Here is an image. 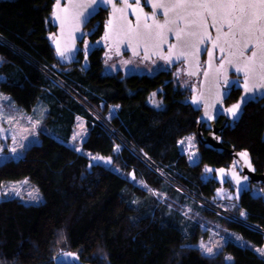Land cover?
I'll use <instances>...</instances> for the list:
<instances>
[{"label":"trees","instance_id":"obj_1","mask_svg":"<svg viewBox=\"0 0 264 264\" xmlns=\"http://www.w3.org/2000/svg\"><path fill=\"white\" fill-rule=\"evenodd\" d=\"M53 4L0 0V89L23 111L43 102V124L52 131L40 128L38 142L0 163V185L25 177L46 197L39 203L15 195L0 199V264H52L66 250L90 264H264V254L233 243L205 253L196 245L204 236L199 224L153 192L167 188L251 244L263 245L262 231L216 216L153 168H162L190 192L223 200L216 195L219 179L206 175L205 168L227 167L229 152L198 142L199 159L192 164L179 150L182 136L196 134L200 108L192 104V92L177 86L171 69L108 73L102 48L86 42L75 61L62 64L51 38ZM100 34L101 28L91 41ZM52 71L59 80L50 78ZM154 92L163 106L150 104ZM111 104H118L112 116ZM89 108L109 122L98 121ZM75 113L87 120L80 151L68 143ZM240 117L224 128L223 145L247 152L253 168L264 172V108L250 102ZM224 184L238 189L227 177ZM251 186L238 189L232 209L264 229V195L252 193ZM230 249L232 260L226 259Z\"/></svg>","mask_w":264,"mask_h":264},{"label":"water","instance_id":"obj_2","mask_svg":"<svg viewBox=\"0 0 264 264\" xmlns=\"http://www.w3.org/2000/svg\"><path fill=\"white\" fill-rule=\"evenodd\" d=\"M89 4H91V0H60L59 6L57 7V0H54L51 23L55 29L54 33H52L51 38L53 49L55 51V58L58 59L62 64L68 65L75 61L81 43L83 42V44H85V35L86 33H89L86 29V25L90 22L91 18L95 16L100 8L107 9L109 17L107 24L105 23V26L103 27L101 37L107 38L108 33L112 36L111 39L113 40V42H115L117 46H121V48L116 51L118 55H120L125 50L131 52L132 55H134V53L137 54L141 50H148L152 52V54H150V56L148 57H156L158 56L156 55V53L164 49V45L166 42L161 43L160 38L155 35L157 31H161L160 29H157L155 27V22H157L155 21L150 29L152 32V37L149 40L139 42L138 47H140L141 49H133L131 51V47L137 46L138 41L128 40L126 33L128 32L129 27L139 32L141 30H143V32H147V30H144L145 25H147L146 20L152 19V14L148 15L145 11H142L139 8L137 10V6L135 5H131V7L125 8L123 2L116 3V8L125 9V11H113L112 5H93L92 8L85 7ZM93 9L95 10L93 11ZM159 12L163 15V10H160ZM79 13H84L85 15H87V21L85 23L77 24L76 17ZM130 14L136 17L137 21L134 25H131L129 22H127V18ZM182 14L187 17L186 13ZM169 17L174 20L175 23L167 25L162 30L164 38H166V41L173 38V43L174 45H176V47L173 48L175 54L179 55L181 51L186 52L185 56H180L179 60L185 59V62L189 64V73H197V70L199 68L195 62L196 59L193 58L192 60L189 59L188 61H186V55H189V53H195L197 51V47L200 49H204L203 46L200 47V45L202 44H198L197 42L201 37L207 36V28L201 27L197 29L194 25L188 26L187 20L191 18L188 17L185 20L181 21L177 17L175 12H170ZM164 19L165 17L163 16V19H161L159 22L163 23ZM110 21L111 23H109ZM138 23L139 29H137ZM177 26L179 28H184L186 32L196 31L197 34L195 36L185 37L186 39L192 41L193 44H196V47H191L187 50L181 48L175 35ZM77 28L79 30H77ZM168 28H172L173 31L169 32ZM213 42L214 41L211 42V45L207 51L208 54L205 62L206 65L201 74L202 76L199 83V91L197 93L195 92L191 94L192 104L200 108L199 115L196 118V140L202 146L207 147L212 151L229 152L231 157L230 163L227 165V167L221 168V171L227 174L228 181L238 189L250 188L251 185L264 186V172H257L253 168V163L249 155H247V158H242L240 154L244 153V151L238 149L236 150L233 146L225 148V146L223 145L224 141L221 139V134L224 128L227 125H232L241 118L240 116L242 115L248 102L242 105L240 115L235 120H233L231 115L225 111L227 108H230L240 100L241 96L244 94L242 87V92L239 94V97L235 100V102H232L227 106L220 107V103L224 99L221 98V86L219 85L218 80L220 75V68L222 67V65H218L215 62V49L213 48ZM122 46L125 48L123 49ZM58 49L60 52L64 53V56H60L58 54ZM209 53H211V55H209ZM228 59H232L234 62H236V57L231 56V58ZM224 61L225 63H227V60ZM227 65L228 68H231V65H229L228 63ZM259 71L260 69L257 63L256 73H259ZM205 73H207V75H205ZM255 82H261L258 75L256 76ZM258 99H260V97H257L256 99L250 101L256 102ZM194 100L198 103H194ZM205 112H207L208 115H205ZM209 116L212 118L209 119ZM219 117L224 118L220 125L217 124ZM203 129L207 130V132L204 133ZM244 177H247V180H245ZM237 180L240 181L239 184L237 183ZM52 261V264H90L89 262L82 260L80 256L73 250H66L57 254L52 258Z\"/></svg>","mask_w":264,"mask_h":264},{"label":"snow or ice","instance_id":"obj_3","mask_svg":"<svg viewBox=\"0 0 264 264\" xmlns=\"http://www.w3.org/2000/svg\"><path fill=\"white\" fill-rule=\"evenodd\" d=\"M119 2L120 0H115V2L114 0H91V4L85 7L92 8L93 5H112L113 11H125V9L116 8V3ZM133 2L138 6L141 4V0H133ZM144 2L145 4L150 3L152 5L153 16L157 15V10H163V16L165 17L163 23L159 21L155 22V27L161 30L155 33V35L160 38L161 43L166 42L162 30L167 25L175 23V21L169 17L170 12H175L181 21L190 17L191 19L187 20L188 26L194 25L197 29L210 26L215 29L217 36L213 42V48L219 47L221 53H225V49L219 45V41L222 39V25L220 21H224L228 24L230 30L229 35H231L234 40V43H229L228 47L232 49L234 46H237V50L226 53L228 56L236 57V62L232 59H228L227 63L233 65L235 71L243 74L245 77L242 85L244 94L236 104L225 110L231 115L233 120L239 117L244 103L254 100L257 97L264 98V0H144ZM59 3L60 0H57V7ZM123 3L125 8L131 7L129 0H123ZM94 10L95 9H93V11ZM182 13H186L187 17ZM232 19L235 20V27H233ZM76 20L77 24L85 23L87 21V15L79 13ZM209 21L211 22L210 25ZM109 23H111V21ZM151 27L152 26L145 25V28L149 29L147 32H139L129 27L126 36L129 41L137 40V46H139L140 41H146L152 37ZM137 29H139V23L137 24ZM77 30L79 29L77 28ZM168 31L172 32L173 29L168 28ZM237 32L240 34V40H235ZM256 33H259V35L257 36ZM196 34V31L186 32L184 28H179L178 26L175 30L176 39L184 50L196 47V44H193L192 41L185 38L187 36H195ZM205 39H211V36L207 35L201 37L197 43L204 44ZM85 47L87 48L89 46L86 45ZM175 47L176 45H172V48ZM203 51L208 50L207 48L200 49L197 47L198 54ZM245 51L250 52L251 55L246 56ZM58 54L64 56V53L60 52L59 49ZM185 54V51H181L176 58L179 59L180 56H184ZM209 55H211V53H209ZM240 57H244V59L240 60ZM161 58L170 61L171 49L169 57ZM257 63L260 69L259 73H256ZM205 75H207V73H205ZM257 75L261 81L260 83L255 82ZM222 76L225 88L221 98H225L228 96L230 89L240 87L241 85L239 78L229 80L226 74H222ZM194 103L198 102L194 100ZM205 115H208V113L205 112ZM211 118L212 117L209 116V119ZM73 139H75V137H73ZM188 139L190 140L191 138ZM181 143H183V141H181ZM12 152L15 153L16 149H12ZM240 155L242 158H247L248 154L244 152ZM189 159H192V157H189ZM206 171H211V169H206ZM244 179L247 180V177H244ZM237 183L239 184L240 181L237 180ZM241 215H244V213H241ZM200 247L204 248V245L201 244ZM206 252L211 254L212 249L207 248Z\"/></svg>","mask_w":264,"mask_h":264},{"label":"rangeland","instance_id":"obj_4","mask_svg":"<svg viewBox=\"0 0 264 264\" xmlns=\"http://www.w3.org/2000/svg\"><path fill=\"white\" fill-rule=\"evenodd\" d=\"M105 69L107 71H115L116 69H121L125 74L130 73V72H149L153 73L156 72L159 69H168L169 65H166L163 61L156 59L155 61L152 62H144L141 59L138 60H130V59H118V58H108L105 57ZM184 66L183 65H178L176 68L172 69V76L174 82L177 84L178 87H181L185 89L188 92H194L195 87V79L193 77H189L185 74L184 72ZM197 84V83H196ZM152 95L153 98H156V93L154 92ZM160 99V98H158ZM162 103V102H160ZM8 113V114H7ZM28 113V112H26ZM0 115L3 117V119H0V163L3 162L9 155H14L15 157L23 154L24 150L28 147L30 142L36 137V133L38 136V131L40 127L36 125V123H33L30 119L24 118L23 114L19 113L17 110H8V111H0ZM78 132H75L74 136L75 139H73V149L76 150L75 148V143H77L78 137ZM191 139H188V142H185V145L188 149L189 154L191 153L190 157L192 159H189L190 163H193L194 160V153L195 152V147L198 141L196 140V135L190 137ZM78 146V144H77ZM12 149H16V152L13 153ZM211 171H207V175H213L215 174V177H217L220 182L225 178L224 175L227 176V174L222 173L221 170L216 169L213 170L212 168ZM214 171V172H213ZM223 189V188H222ZM225 190V189H224ZM219 191L217 195L220 196L223 200H214L215 202H219L222 208L225 209L227 212H232L233 214L241 215L238 213H235L233 211V204H232V199L233 195L232 194H226L225 191ZM251 192L255 194H263L264 195V186L260 185H252L251 186ZM17 196L20 199H22L25 202H34V203H39V202H44L46 201V197L38 191L36 187L31 185L25 177H21L19 179L15 180H10L6 183H3L0 185V199L7 197V196ZM235 196V195H234ZM213 212V211H212ZM224 212V211H223ZM216 216L219 215V213L213 212ZM244 216V215H241ZM222 217V216H221ZM252 228L256 230H260L259 226L252 225ZM264 234V231H262ZM214 238L213 241V246L216 247L219 245L220 241H223L224 239L221 238L220 235L217 233H213ZM216 237V238H215ZM229 243H233L235 245H238L234 241H227ZM211 245H209L210 247ZM239 246V245H238ZM242 248L246 246H241ZM249 248V247H248ZM253 249L255 253H261L262 255L264 254V244L262 247ZM228 256L234 258V253L233 250H228L227 251ZM226 253V254H227Z\"/></svg>","mask_w":264,"mask_h":264},{"label":"flooded vegetation","instance_id":"obj_5","mask_svg":"<svg viewBox=\"0 0 264 264\" xmlns=\"http://www.w3.org/2000/svg\"><path fill=\"white\" fill-rule=\"evenodd\" d=\"M122 2H123V0H120V3H122ZM129 3L131 5L137 6V10L139 8L140 10L145 11L146 14H148V15L152 14L153 10H152L151 4L150 3L145 4L144 0H141V4L139 6L136 5L133 2V0H129ZM159 11L160 10H157V15L153 16V18H152L153 21H152V19L146 20L147 25L152 26L155 21H160L161 19H163V15ZM108 20H109L108 10L104 9V8H100L98 10V12L95 14V16L92 17L90 22H89V28H88L89 33H86V35H85L86 36V44H89V46L90 45H97V47H101L103 52H104V57H108V58H118V59L126 58V59H130V60L141 59V63H142V61L152 62V61H155L156 59H159V60L163 61L166 65H169L168 69H171V70L176 68L178 65H183L184 69H185L184 70L185 74L187 76L193 77L195 79L194 86H196V87H195V90L193 93H195V92L197 93L199 91V83H200L201 76H202L201 74H202V72L205 68V65H206L205 62H206V58H207V54H208L207 51H203L199 54L196 51L195 53H189V55H186L187 56L186 61H188L189 59L192 60L193 58L196 59L195 62L199 68L197 70V73H193V72L189 73L188 72V65L189 64H187V62H185V59L179 60L176 58L177 54H175V52L172 48V45H174L173 38L168 39V41H166V43L164 45V49L157 52L156 55H158V56H156V57H153V56L148 57V56H150V54H152V52L148 51V50H145V51L141 50L137 54H134V55H132L131 52L125 50L120 55H118L116 53V51H118L119 48H121V46L120 45L117 46V44L115 42H113V40L111 39L112 36L108 33L107 38L101 37L103 27L105 26V23L107 24ZM136 21H137L136 17L132 14H130L127 18V22H130L131 25H134L136 23ZM210 23L211 22L209 21V25H210ZM220 24L222 25V39L219 41V45L225 49V53H221L219 50V47L215 48L214 52H215V62L218 65H223L220 68V72H219L220 75H219V79H218L219 85L221 86V93L223 94L224 88H225L222 74H226L227 78L229 80H235V79L239 78L240 85H241L240 87H235V88L230 89L228 96L225 97L220 103V107H224V106H227L228 104H230L232 102H235V100L239 97V94L242 92V85H243L245 77L243 74L237 73L235 71V67L233 65H231V68H228L227 63H225V61H224V60H228V58H231V56L226 55V53L231 52V51H236L237 46H234L232 49H229L228 44L234 43L233 37L231 35H229L230 30H229L228 24L225 23L224 21H220ZM232 24H233V27H235V20L234 19H232ZM100 25H101V27H100ZM99 28H101L100 37L91 41V39L94 38L95 33L97 32V30ZM144 30L148 31L149 29L145 28ZM140 32H143V30H141ZM206 33H207V35L209 34L211 36V39H205L204 44L200 45V47L203 46L204 48H207V50H208V48L211 45V42L215 41V39H216L215 37L217 36V33H216L215 29L211 28L210 26L207 27ZM256 35L258 36L259 33H256ZM240 39H241L240 34H239V32H237L235 40H240ZM81 45H83V42L81 43ZM124 48L125 47H123V49ZM133 49L139 50L141 48L138 46H134V47H131V51ZM170 49H171L170 61L166 60V59H162L161 57H169L170 56ZM250 54H251L250 52L245 51L246 56L250 55ZM145 57H147V58H145ZM243 59H244V57H240V60H243ZM250 102L255 103V104L258 103L261 107L264 108V98H260L256 102L255 101H249L248 103H250ZM223 119H224L223 117H219L217 124L220 125L222 123ZM224 174H226V173H224Z\"/></svg>","mask_w":264,"mask_h":264},{"label":"crops","instance_id":"obj_6","mask_svg":"<svg viewBox=\"0 0 264 264\" xmlns=\"http://www.w3.org/2000/svg\"><path fill=\"white\" fill-rule=\"evenodd\" d=\"M0 62H1V58H0ZM104 70L106 72L110 73V72H115L118 69H116L115 71H107L105 69V64H104ZM119 70H121V69H119ZM130 73H132V72H130ZM136 73H143V72H136ZM0 79H1V76H0ZM152 95H153V93L148 98L150 104L154 105L157 108L163 106L162 99H158L157 96H156V98H153ZM160 102H162V103H160ZM117 107H118V104H111L108 108V111H107L108 114L111 116L114 115L115 111L117 110ZM8 110L19 111V113L23 114L24 118L29 119V121L31 119V121L33 123H36V125H38L41 129H44L47 132L52 133V131L50 129H47L45 127V125L43 124V118H44V115L46 112V108L44 107L43 102H37L36 104H34V106L29 111H23L22 109H20V107L17 106V104L14 103L13 99L10 97V95L8 93H6L0 89V111L5 112ZM26 112H28V113H26ZM0 119H3V117L1 115H0ZM86 122H87V120L83 114H81V113H75L74 114V124H73L72 131L70 132V136L68 138V143L71 146H73V136H74L75 132H78L80 137H78L77 143H75V148H76V150L78 149L77 151L81 150V143L87 135V126H86L87 123ZM35 136L36 137H34V139L30 142L29 145H31L32 143L38 142L37 133ZM192 136L193 135L186 134V135L182 136L181 139L178 140L179 150L181 152L183 151V152L188 153V161H189V157H190L191 153L189 154L188 149L185 145V142H188V138H190ZM181 141H183V143H181ZM77 144H78V146H77ZM118 150H119V148L116 147L115 151H118ZM193 153H194L193 157L195 160L194 162H196L199 159L198 143L196 144L195 152H193ZM20 155H18V156H20ZM9 156H12V155H9ZM12 157H15V156L13 155ZM102 160L105 161L106 163H110L111 157H104V158H102ZM194 162L192 164H194ZM208 168H211V167H206L205 171ZM206 175H207V173H206ZM213 175H215V174H213ZM224 177L225 178L220 182L221 185L217 189L216 195L218 194L219 191H221V190L223 191L225 189L224 191L226 192V194H232L233 195V198H231L232 199L231 201L233 204L235 197L238 195L237 192L239 190L227 188L226 185L224 184V181H225L227 176L224 175ZM153 192H155V194L158 195L161 199L171 201L172 203L174 202V204L182 210V213L184 215H186L188 218L192 219L195 222V224L196 223L199 224L201 231L204 232V236H202L198 239L196 245L201 246V244H203L204 248H202V250H204L205 253H207L206 252L207 248L212 249L211 254L216 253L220 247L225 246L228 243L227 241H230V240L236 242L240 247L246 246L249 248L256 249L255 247L260 248L263 246V245L262 246H255V245L251 244L245 238H243L242 235L240 234V232L237 231L235 228L230 227V226L228 227L227 225L222 224L219 221L217 222L214 218L209 217L208 215H205V213H202L198 207L194 206V204L188 202L185 199L180 200V198L175 196V192L168 193L167 188L159 189V191L153 190ZM173 198H175V199H173ZM213 233H217L218 235L221 236L222 239H224L223 241H220L219 245H217L215 248L212 247L213 241H214V238H212V236H214ZM263 244H264V242H263ZM209 245H211V246L209 247ZM226 259L232 260L233 258H232V256L229 257L228 253H227Z\"/></svg>","mask_w":264,"mask_h":264},{"label":"built area","instance_id":"obj_7","mask_svg":"<svg viewBox=\"0 0 264 264\" xmlns=\"http://www.w3.org/2000/svg\"><path fill=\"white\" fill-rule=\"evenodd\" d=\"M49 74H50L49 76L51 79L59 80L58 75L54 71L50 72ZM89 110L91 111V113L94 115V117L98 121L109 122V117L106 114H103L99 110H95V109L93 110L92 108H89ZM142 154L146 158V155L144 153H142ZM153 168H154L155 172L158 175H160V177H163L165 180H167L170 183V185L175 186L183 194H185L188 197H191L194 201L196 200L200 205L204 206L205 208L207 207L209 210H211L215 213H219L220 216H222V217H224L227 220H230L232 222H236L239 224L241 223V224H244L248 227H251L253 225V224H250L244 216H241V215L239 216L237 214H233L230 211L229 212L225 211V209L222 208L223 206H221L219 202H215L213 199H209L207 197L205 198L204 196L198 195L196 192H190V189L184 187L183 185H180V183H178V182H175L173 177H171L167 173H165V171L162 168H160L158 166H156V167L154 166ZM260 230L264 231V229H260Z\"/></svg>","mask_w":264,"mask_h":264}]
</instances>
